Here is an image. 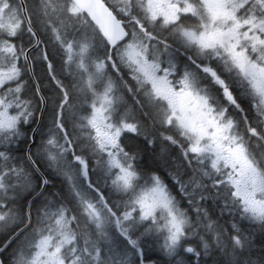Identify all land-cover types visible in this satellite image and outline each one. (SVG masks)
Instances as JSON below:
<instances>
[{
    "label": "snow or ice",
    "instance_id": "snow-or-ice-1",
    "mask_svg": "<svg viewBox=\"0 0 264 264\" xmlns=\"http://www.w3.org/2000/svg\"><path fill=\"white\" fill-rule=\"evenodd\" d=\"M0 264H264V0H0Z\"/></svg>",
    "mask_w": 264,
    "mask_h": 264
}]
</instances>
